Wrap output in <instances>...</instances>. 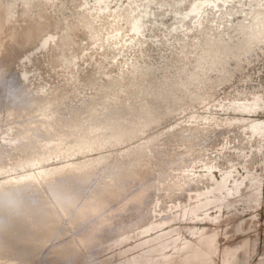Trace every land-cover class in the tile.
Masks as SVG:
<instances>
[{
    "label": "bare ground",
    "instance_id": "1",
    "mask_svg": "<svg viewBox=\"0 0 264 264\" xmlns=\"http://www.w3.org/2000/svg\"><path fill=\"white\" fill-rule=\"evenodd\" d=\"M200 33L195 61L187 44ZM231 89L245 94L223 102ZM262 111L264 0H0V264H72L82 245L146 233L169 220L156 213L162 195L180 192L166 212L194 190L195 213L256 192L259 173L239 175L213 146L198 159L177 147L212 145L221 129L223 154L238 141L261 158L264 120L251 117ZM176 239L139 243L150 248L130 264H169L181 250L189 262L193 247Z\"/></svg>",
    "mask_w": 264,
    "mask_h": 264
},
{
    "label": "rangeland",
    "instance_id": "2",
    "mask_svg": "<svg viewBox=\"0 0 264 264\" xmlns=\"http://www.w3.org/2000/svg\"><path fill=\"white\" fill-rule=\"evenodd\" d=\"M243 8L248 9L249 5H244ZM240 18L241 17H235L233 22H231V27H235ZM208 29L209 27L205 30ZM223 33V37L226 35L229 36V32L227 33V31H224ZM201 38H203V33L198 35V45L192 46L189 43L187 44V46L189 45V48L194 51L193 56L195 61H199V59L204 56ZM189 40L190 38L187 39V42H189ZM180 46L181 45H179L178 48L179 50L184 48V46L183 48ZM224 80L226 79L220 80L222 86L225 85ZM203 91L204 93L202 94L199 90L192 91L187 89L185 96L189 101L197 98L200 99L202 97L208 101L210 99L209 93L205 90ZM244 94V90L236 91V93H234L232 89L223 90L222 96L226 98L222 97L221 100L227 102L234 99L236 95L243 97ZM211 101L212 103H218V101ZM201 105H203V103H199L195 107L196 111L200 110L201 112L203 110ZM230 111L236 112L232 109H230ZM186 114V112H182L180 114V119H188ZM227 114H223L222 116H227ZM251 118L264 120V111L259 112V115L252 116ZM166 123L168 124V122H165L157 126V128H153L148 133H163L164 128H166L165 126H167ZM202 127L203 125L199 120L196 124V128L199 130ZM221 131L222 130L220 129V131H218L211 139L213 141L212 145L203 146V143H196L189 148L186 145L179 146L177 147V150L183 153L184 150L189 149L187 153L184 152V158L198 159L203 156L205 152L211 154L213 146L221 155L217 159L218 162L228 165L231 161L233 163L232 170L239 175L246 176L253 172L259 173L260 188L256 190V192L251 194L243 192L236 193L234 191H231L233 193L225 192L219 198L211 197L208 201V205L205 206L206 210L198 209L196 211L197 213H193L195 205L194 200H196L194 199V190L189 192L185 191V196L183 195L182 200L177 204V209H169L166 212L160 211V208L162 210L165 205H171L172 200H176V197L180 192L175 195H162L160 196L159 201L155 202L157 203L155 208L157 209L156 213L159 214L160 212L158 218L166 217L167 220L169 219L164 223L165 225L163 224L160 227H156L155 229H151L150 231L139 235H134V232L132 231L127 232L119 237V240L117 242L115 241L112 246H109L112 240H105L92 248H86L82 245L80 256L72 264H130L137 256L144 255V253L150 248L149 243L142 245H139V243L148 239H155L170 244L175 238H177V242L188 240V247H193V251L190 253L189 262H186L185 264H264V138L258 151L261 158L254 159L252 157L255 147H252L251 144L243 148L242 144L238 141L235 142V148H231L226 154H223L225 149L220 143H222L224 135L220 133ZM235 134L238 133L231 131L228 133L227 139L235 136ZM160 136H162L161 138L164 137L163 134ZM23 155H25V153H23ZM80 158L83 157L80 156ZM7 161L12 162V160ZM54 164L56 163L49 161L46 163L45 167H52ZM167 167L172 170L174 165L171 163ZM19 169H23L22 172L37 170L35 166L28 163H25L24 168L23 166H19ZM159 169L160 167L154 166V173ZM213 175L217 178L220 177V173L216 170L213 172ZM152 193L155 195V192ZM152 193L151 196H153ZM149 201L150 200L148 199L147 203L150 206ZM133 206L134 207L130 208L131 211L129 212H135V209L139 208L142 209L141 206L143 205L138 207L135 205ZM171 216L173 218H170ZM138 219L139 217L135 218L134 222ZM206 240H212V242L208 241L203 243ZM172 247L173 246L170 245L167 248L168 254L174 252L175 249ZM234 247V253L231 257L225 259L224 256L226 252ZM182 254L181 250L176 255L175 260L170 261L169 264H178L180 262L179 257Z\"/></svg>",
    "mask_w": 264,
    "mask_h": 264
}]
</instances>
